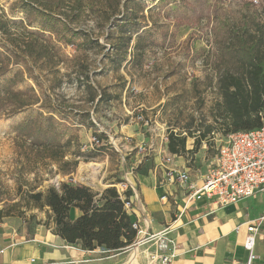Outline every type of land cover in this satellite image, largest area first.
<instances>
[{
	"label": "trees",
	"instance_id": "16d2710c",
	"mask_svg": "<svg viewBox=\"0 0 264 264\" xmlns=\"http://www.w3.org/2000/svg\"><path fill=\"white\" fill-rule=\"evenodd\" d=\"M151 1L157 0H17L12 15L20 13L24 16L15 21V24L24 25V33L20 36L11 34L8 20L0 17L1 31L10 41V45L0 46V117L26 113L23 122L17 126V137L38 160L56 164L62 175L76 174L80 159L94 160L107 151L110 144L106 134L95 132L94 138L104 146L90 153L82 151L83 146L73 133L76 128H67L63 102L57 95H54L56 99L52 97L63 84L58 76L59 67L68 63L73 66L79 77L77 81L85 90L87 104L94 106V113H98L102 105L119 100L91 79L87 53L104 52L106 47L99 39L73 28L72 19L79 18L81 11L89 6L90 11L97 13L103 24L109 26L106 43L112 53L104 54V58L109 60L112 69L119 71L130 63L141 67L151 51L164 45L170 37L169 32L156 27V22L148 29H145L147 24L142 26V21H147L146 14L152 13ZM166 2L161 0L159 3ZM173 3L179 9V16L185 14L188 20L197 18L194 24L200 23L204 13L209 11L207 0H173ZM247 8L248 13L240 23L222 24L216 18L210 21V30L206 33V37L211 35L216 46L215 55L205 60L211 72L217 75L219 96L211 118L225 137L255 130L264 124V0L259 9ZM218 11L212 7L208 15H217ZM182 18L178 17L181 21ZM181 26L180 23L176 28ZM67 47L75 49L74 56H67ZM36 69L46 73V77H52L47 91L36 75ZM213 82L212 78L211 86ZM78 114L82 122L90 118V112L77 111L76 116ZM213 130L211 125L205 131H170L168 153L192 158ZM190 139L195 142L189 151L187 143ZM153 167L152 163L150 169ZM145 168L142 163L135 172L146 175L150 169ZM122 183L117 180L104 190H96L88 185L65 182L59 188L51 186L46 192H27L23 201L29 211L46 212V220L38 221L36 225L52 230L68 245L88 251L104 248L118 253L130 249L138 237L134 229L137 222L126 208L132 190L128 187L120 193L116 185ZM72 209L81 213L76 220L70 217ZM3 211H0L2 219L6 217ZM36 220V216H31L29 224L33 225Z\"/></svg>",
	"mask_w": 264,
	"mask_h": 264
},
{
	"label": "rangeland",
	"instance_id": "374dc122",
	"mask_svg": "<svg viewBox=\"0 0 264 264\" xmlns=\"http://www.w3.org/2000/svg\"><path fill=\"white\" fill-rule=\"evenodd\" d=\"M16 1L0 0V17L8 20L11 34L20 36L24 33V25L15 24V21L23 19L24 16L20 13L12 15ZM160 1L149 2L152 13L146 14L147 21L146 23L142 21V26L147 24L145 29H148L153 22H156V27L160 31L169 32L170 37L164 45L160 44L151 51L141 67L130 63L125 64L119 71L112 69L109 60L104 58V54L109 51L112 53L110 45L106 43L109 26L103 24L97 13L90 11L87 2L88 7L81 11L79 18L72 19L73 28L88 33L94 39H99L106 47L104 52L87 53L91 79L95 85L106 88L108 92L119 98L108 105H102L99 112L94 113V106L87 104L85 90L80 87L77 81L79 77L74 73L73 66L68 63L59 67L58 76L62 78L63 84L52 97L56 99L54 95H57L63 102L67 128H76L73 129V133L82 144V151L90 153L104 146L102 143L100 145L93 143L96 139L95 132L104 133L109 137L108 150L91 162L80 159L76 174L62 175L56 164L50 160H38L29 148L23 145L21 139L17 137V126L23 122L26 113L0 117V200H2L0 211L4 210L3 215L6 216L0 218V223H8L20 233L30 223V217L36 216L37 220L33 225L38 227L36 225L38 221L46 220V212L29 211L23 196L27 192H46L51 186L57 187L58 184L65 182L94 188L88 181L80 178L85 175L80 169L89 163L103 165L108 171L116 170L117 180L124 182L118 185V189L125 188L130 174L124 172L123 165L134 174L142 163L146 165L145 169L149 170L152 163L155 164L154 153L150 148L153 147L151 145L153 143H156V148L162 157L160 167L165 174L170 163H167V158L164 157L163 147L165 144L168 146L166 139L172 130L205 131L212 125L214 130L203 142L199 153L194 156V161L201 160L205 169H209L214 164L217 150L225 143L226 137L220 133V126L211 118V113L219 102V96L216 90L217 75L211 72L205 60L215 55L216 46L211 35L206 37V33L210 30V21L216 18H219L222 24L240 23L248 13L247 7L259 9L262 0H207L206 7L209 11L204 13L203 19L198 24H194L197 18L188 20L184 17L185 14L179 16V9L174 5L173 0H167L165 4H160ZM212 7L219 11L217 15L213 14L210 17L208 14H211ZM178 17H183L182 21ZM180 23L182 26L176 28ZM1 44L10 45V41L1 31L0 25V46ZM65 52L67 56L72 57L75 49L67 47ZM35 72L47 91L52 77H46V73L37 69ZM212 78L214 82L211 86ZM28 84L33 85L31 82ZM71 110L74 112L71 113ZM77 111L90 112L89 120L82 122L78 117L79 114L76 116ZM194 142V139H190L187 148L192 150ZM138 144L143 145L142 149L126 150L122 152L123 155L116 154L112 149V146L135 147ZM257 201L255 197L252 203L255 204Z\"/></svg>",
	"mask_w": 264,
	"mask_h": 264
},
{
	"label": "crops",
	"instance_id": "0c3cea01",
	"mask_svg": "<svg viewBox=\"0 0 264 264\" xmlns=\"http://www.w3.org/2000/svg\"><path fill=\"white\" fill-rule=\"evenodd\" d=\"M151 145L155 167L146 175L129 172L130 169L123 165L124 172L130 174L127 180L132 190L133 208L128 210L129 214L150 236L170 229V237L177 245L176 258L170 264H246L248 253L244 244L248 234L244 224L261 216L264 196L257 194L227 207L203 198L191 203L179 218L185 205L186 190L166 183L163 168L160 167L162 157L156 143ZM142 146H112V149L116 154L123 155L122 152L126 150L142 149ZM187 149L190 151V148ZM163 153L164 157L172 159L174 165L188 170L192 181L203 185L208 169L204 168L201 160L195 162L194 156L188 159L172 156L168 153L167 144L163 147ZM80 172L85 173L80 178L88 181L96 190L108 188L118 178L116 170L108 171V168L97 163L83 165ZM164 196H167V200L162 201ZM255 197L258 201L253 204ZM80 215L77 209L70 212L72 220ZM238 228H241L240 231ZM156 252V241L118 253L104 248L88 251L80 246L68 245L43 226L28 224L19 233L10 224L0 223V264H161L159 261L152 263L151 255ZM256 254L259 258L256 264H264V230L257 239Z\"/></svg>",
	"mask_w": 264,
	"mask_h": 264
},
{
	"label": "built area",
	"instance_id": "2783aa9c",
	"mask_svg": "<svg viewBox=\"0 0 264 264\" xmlns=\"http://www.w3.org/2000/svg\"><path fill=\"white\" fill-rule=\"evenodd\" d=\"M93 143L101 144L97 139H94ZM217 151L215 162L208 169L202 186L192 181L188 170L179 168L173 164L171 158H167L170 166L168 165L165 173L166 183L178 185L186 190L185 205L179 218L191 203L203 198L214 201L221 207H227L253 198L257 194L264 196V124L255 130L230 134ZM59 187L58 184L57 188ZM127 188L126 184L122 191L119 189V192L123 193ZM161 200H167V196ZM126 208L128 210L133 208L132 199L126 204ZM244 226L248 234L244 244L248 253L246 264H256L259 259L256 254L257 239L264 230V207L259 218L247 222ZM134 229L140 238L137 237L132 247H140L152 241L158 244V252L151 255L152 263L159 261L161 264H170L176 258L177 245L170 237V229L151 236L138 222L134 225ZM240 229L238 228V231Z\"/></svg>",
	"mask_w": 264,
	"mask_h": 264
}]
</instances>
